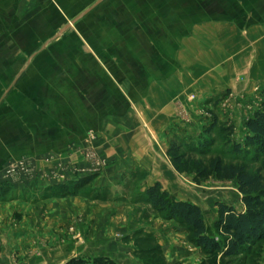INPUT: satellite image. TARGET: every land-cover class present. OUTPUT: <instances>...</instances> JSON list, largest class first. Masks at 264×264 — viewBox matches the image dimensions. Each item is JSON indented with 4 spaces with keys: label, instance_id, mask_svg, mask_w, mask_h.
Returning a JSON list of instances; mask_svg holds the SVG:
<instances>
[{
    "label": "crops",
    "instance_id": "1",
    "mask_svg": "<svg viewBox=\"0 0 264 264\" xmlns=\"http://www.w3.org/2000/svg\"><path fill=\"white\" fill-rule=\"evenodd\" d=\"M184 1L0 0V169L22 159L35 166L31 184L23 182L16 197L23 192L46 197L39 202L47 203L41 236L49 246H59L40 256L21 253V261L104 258L141 264L134 245L127 243L133 237L128 231L135 229L122 217L109 218L112 207H87L79 198L74 200L78 207L71 208L68 197L54 195L63 178L59 158L84 167L82 153L96 147L109 164L89 187L125 191L136 186L141 195L158 184L174 200L199 206L168 157L169 145L185 150L213 134L215 126L205 133V107L212 108L218 98L222 101L213 108L226 118L239 117L233 131L245 137V121L264 101V0H234L213 12H204L198 0L194 10L192 0ZM122 68L127 75L119 72ZM119 81L128 88L141 85V96L119 97ZM108 83L110 93L102 86ZM39 203L33 207L37 213ZM232 207L244 211L242 203ZM76 212L92 216L76 227L93 239L83 247L73 246L67 232ZM141 227L143 234H154L165 262L189 264L199 256L183 245L187 232L175 221ZM118 231L125 233L124 241L115 239ZM26 233L16 230L15 245L27 244ZM6 260L0 256V264Z\"/></svg>",
    "mask_w": 264,
    "mask_h": 264
},
{
    "label": "rangeland",
    "instance_id": "2",
    "mask_svg": "<svg viewBox=\"0 0 264 264\" xmlns=\"http://www.w3.org/2000/svg\"><path fill=\"white\" fill-rule=\"evenodd\" d=\"M190 1L191 0H186L184 2H187L188 4ZM194 1L195 0H192L191 5L193 10ZM231 1L234 0H198V3L200 6L202 5L201 7L204 9V12H207V10H209L208 8L213 12V8L214 10L216 9V11L222 10V7L224 5L226 6V3ZM203 9H201V11H203ZM137 17L136 20L142 19V17ZM123 70L124 71L119 70V72L127 75V70ZM108 71L111 74L112 71L110 69ZM104 73L109 77V73L107 74L106 71H104ZM136 75L140 76V73L137 70ZM109 81L111 82V80ZM102 86L104 87L103 89L106 91L108 90V93H110V83ZM141 88V85H133L128 88L125 81H119V85L115 90L118 92L119 97L125 99V97H140ZM133 89L136 90V93L133 92ZM190 97L192 96H189L188 100H190ZM221 101L222 100L218 98L215 105L212 103L210 106L212 108L209 109L205 107V110H208L206 111V116L208 117V123L206 125H208V128L211 127L212 123L215 121L213 134H210L206 138L208 143H205V145H207V147H202L201 143L204 142L202 140L198 143L199 146L196 145V147H198L196 149L199 150L194 153H189L188 150L181 149V152L185 155L184 162L179 167H175L172 164L176 171L185 178L184 184L187 186L188 191L192 193V201L198 203V207L202 211L205 225L210 227L212 235L216 236L217 234L218 237L219 233L215 229V222L218 218L216 204L223 203L225 205L238 207L241 203V198L237 191L236 182L219 179L218 175L210 170L209 163L211 160L217 158L224 164H241V160L239 156L233 152L232 146L236 143V140H241L244 137L239 131H233L232 123L233 121H235V123L239 122V117L226 118L224 112L218 113L216 108H213ZM200 110H202V108H200ZM216 112L219 117L215 114ZM71 151L72 153L75 151L78 152L75 147H72ZM81 157V161L85 162L84 167L73 165L72 163L69 165L67 163L70 162H64V160L61 161L62 159L59 158L57 166L59 169H62L61 174L63 175L61 176L63 178L57 183V190L54 192V195L61 199L68 197L67 199L72 203L67 206L71 208L78 207L74 202L79 198L84 201L83 203H87V207L94 205L93 203L102 204L104 209L106 206L112 207V212L107 213L109 218L122 217V221H127L128 225L135 229L128 231V233L130 232L129 235H133V237L132 239L129 238V241L127 242L130 243L129 245L131 246L134 245L135 258H138L141 264H169L164 261L161 251L156 246L157 243L154 242V234L149 232L143 234V230L139 229H142L141 224L144 223L150 222L151 224L162 221L168 222L171 220L167 218L165 213L154 210L146 201L145 192L140 195L136 186L128 187L125 191L123 189L122 191L115 190L114 188L112 191H106L89 187L87 184H89L90 180L95 175H98L101 170L106 168L109 161L100 157L96 147H89L85 153H82ZM51 159L52 157L47 159V156L44 158L46 162L47 160L51 161ZM247 166L253 171L258 166V163H248ZM13 168L15 169L14 173L6 175V172ZM35 175V166L32 165L29 159L11 162L0 169V256L4 259L6 257L7 260L3 262L4 264H27L25 261H21V253L25 255L34 254L40 256L44 251H54L59 248V246H49L47 238L41 236V233L43 232L41 228L46 227V220L43 215L45 214V209H43V207L47 203L39 202L45 200L46 197L36 198L35 196H31L32 194H26L24 192L21 194L22 196L20 198L16 197L18 187H20L23 182H32ZM39 175L44 177L46 172L41 171ZM69 175L74 178H68ZM85 184L88 187L86 186L87 188L83 189ZM170 197L172 198V196ZM55 202H61V200L58 201L57 199ZM37 203L40 205L38 213L34 210ZM87 214L76 212L71 214L69 218L71 226L68 228L67 232L70 234L73 246L83 247L87 242L86 240L93 241V239L87 238V232L85 238V235H82L81 230L76 228L78 224H81L80 222L84 225L85 222L92 219V216H90L88 212ZM56 221H60V219ZM173 221L186 229L187 235L185 236L183 245L186 246L188 252H198L199 254V256L195 255L194 258H192V261L194 262H189V264H264V240L256 244L248 256L224 258L221 253H205L193 243L192 235L188 229L177 220ZM19 229L27 231L23 236L26 238L24 241L27 244H24L21 247L15 245L14 239H11L16 230ZM124 235L125 233L123 231H118V233H115V239L124 241ZM6 239H8V244H6ZM178 264H180V262H178Z\"/></svg>",
    "mask_w": 264,
    "mask_h": 264
},
{
    "label": "trees",
    "instance_id": "3",
    "mask_svg": "<svg viewBox=\"0 0 264 264\" xmlns=\"http://www.w3.org/2000/svg\"><path fill=\"white\" fill-rule=\"evenodd\" d=\"M214 126L215 123H212L205 133L209 135ZM245 127L247 133L243 142L232 146L241 164H224L217 158L209 163L210 170L215 172L219 179L236 182L237 191L244 206V211L238 213L232 206L216 204L218 218L215 229L219 237L217 234L215 236L208 232L202 211L197 205L175 201L162 192L158 184L145 191L146 201L150 206L156 211L165 213L168 219L177 220L184 225L197 247L207 254L221 253L224 258L248 256L253 247L264 240V101L260 108L245 121ZM206 140V138L203 139L202 147H207ZM185 148L189 153L199 150L193 145ZM167 153L175 167H179L184 162L185 155L181 152V145L171 143ZM248 163H258V166L252 171L247 166ZM66 264L115 263L104 258H96L92 261L74 258Z\"/></svg>",
    "mask_w": 264,
    "mask_h": 264
},
{
    "label": "built area",
    "instance_id": "4",
    "mask_svg": "<svg viewBox=\"0 0 264 264\" xmlns=\"http://www.w3.org/2000/svg\"><path fill=\"white\" fill-rule=\"evenodd\" d=\"M194 97H190V100H193ZM14 168L13 169H9L7 172H6V175H10L11 173H14Z\"/></svg>",
    "mask_w": 264,
    "mask_h": 264
}]
</instances>
